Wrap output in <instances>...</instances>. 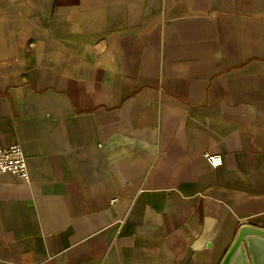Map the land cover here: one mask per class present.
Returning a JSON list of instances; mask_svg holds the SVG:
<instances>
[{"label":"crops","instance_id":"1","mask_svg":"<svg viewBox=\"0 0 264 264\" xmlns=\"http://www.w3.org/2000/svg\"><path fill=\"white\" fill-rule=\"evenodd\" d=\"M0 141V264H221L264 228V0H0Z\"/></svg>","mask_w":264,"mask_h":264},{"label":"water","instance_id":"2","mask_svg":"<svg viewBox=\"0 0 264 264\" xmlns=\"http://www.w3.org/2000/svg\"><path fill=\"white\" fill-rule=\"evenodd\" d=\"M261 257L264 258V228L245 224L221 264H257Z\"/></svg>","mask_w":264,"mask_h":264},{"label":"built area","instance_id":"3","mask_svg":"<svg viewBox=\"0 0 264 264\" xmlns=\"http://www.w3.org/2000/svg\"><path fill=\"white\" fill-rule=\"evenodd\" d=\"M205 156L215 166L223 161L221 153L218 152H206ZM7 172L17 174L25 182L31 181L28 161L21 143L4 146L0 141V173Z\"/></svg>","mask_w":264,"mask_h":264}]
</instances>
